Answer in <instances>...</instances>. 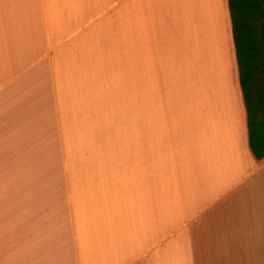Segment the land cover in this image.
Listing matches in <instances>:
<instances>
[{
    "label": "crops",
    "instance_id": "crops-1",
    "mask_svg": "<svg viewBox=\"0 0 264 264\" xmlns=\"http://www.w3.org/2000/svg\"><path fill=\"white\" fill-rule=\"evenodd\" d=\"M0 264H264L228 0H0Z\"/></svg>",
    "mask_w": 264,
    "mask_h": 264
},
{
    "label": "trees",
    "instance_id": "trees-1",
    "mask_svg": "<svg viewBox=\"0 0 264 264\" xmlns=\"http://www.w3.org/2000/svg\"><path fill=\"white\" fill-rule=\"evenodd\" d=\"M249 145L264 157V0H228Z\"/></svg>",
    "mask_w": 264,
    "mask_h": 264
}]
</instances>
